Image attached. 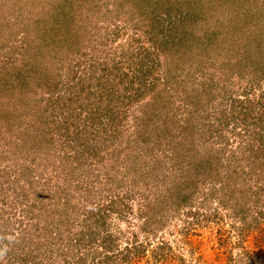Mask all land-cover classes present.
<instances>
[{
	"label": "rangeland",
	"instance_id": "374dc122",
	"mask_svg": "<svg viewBox=\"0 0 264 264\" xmlns=\"http://www.w3.org/2000/svg\"><path fill=\"white\" fill-rule=\"evenodd\" d=\"M253 1L175 0V3H171L170 0H22L18 4L19 0H0V66L29 57L26 46H34L36 38L31 37L27 43L22 42L21 32L25 28L23 20L25 24L28 23L29 29L27 17L32 10L37 14L45 11L67 13L72 10L81 14L77 20L84 36L80 40L79 52L67 54L54 47L55 52L48 56L52 58V65L58 73L63 96L76 94L78 88L89 81L88 77H82L87 76L86 70L93 67L92 70L99 75L103 67L119 62L123 65L117 68L128 75L120 85L128 88L130 68L125 60L126 55L121 52H130L132 37L139 36V46L148 48L152 53L150 57L159 63V70L154 75L159 76L166 68L171 70L167 72V80L159 81L153 91L142 86L147 93L146 100L160 92L155 102L156 107H162L157 113L158 117L161 116L159 120L153 117L154 121L150 125L141 126L139 133L135 131L131 134L130 117L139 113L141 104L138 102L137 106H133L131 113L130 107H126V117L122 121L124 125L121 126L123 133L117 141L121 144L100 142L99 138H94L86 145L89 150L77 148V144L87 138L83 137L85 133L78 134L76 137L79 142H75L74 136L80 122L76 124L73 120L68 121V130L55 131L56 135L49 141L51 143L48 142L50 137L45 135L44 117L49 116L58 125L60 118L56 117L57 110L43 108L47 95L36 89L39 86L37 81L31 82L34 90L29 93L24 110L14 118L17 127L22 120L21 127L14 126L6 130V140L0 137V173L6 175L0 174V185L11 189L8 190L11 195L5 199L7 206L0 207V264H72V257L67 254L68 234L64 232V221L59 222L60 219L64 220L65 210L59 204L65 205L68 201L70 206L67 210L72 211L71 218L77 224L94 205L108 201L107 195L116 196L119 200L120 196H124L122 203L126 205L118 206L120 213L113 212L106 218V230L100 234L99 241L104 238L105 246L113 241L121 249L126 244L130 247L143 245L144 253L140 257L133 256L130 264H264V185L261 180L264 179V172L248 174L251 169L248 168L247 157L243 164L244 170L241 169L243 172L238 177L240 183L246 178L247 185L243 187L246 190L250 187L260 200V203H253L248 201L250 191L249 194L238 193V190L244 189L240 184L234 186L236 192L232 195L233 183L221 189V181L213 184L210 179L201 182L200 178L198 182L190 172L193 167L188 163L195 162L196 156L192 158L187 155L184 160L180 157L189 151L188 145L190 148L195 147L199 157L206 155V151L222 156L224 165L226 157L220 150V140L226 139L232 150H235L237 144L232 141V133L230 135L233 126L237 125L246 139L247 134V138L253 135L258 120H263L257 111L260 108L257 101L264 99V78L257 81L255 91L246 96L248 107H244V114L247 116L242 115L238 121H231L225 127L228 119L217 118L216 115L223 105L229 113L232 109L231 100L220 104L222 86L234 101L238 95H242L240 92L250 81L247 76L237 78L235 75L223 80L219 77L239 58L236 52L238 40L243 38V30L237 12L245 6V11L253 13L251 9H257L259 1L262 3L264 0ZM165 12L172 18L176 17L180 30H189L186 26L194 30V40L203 41L202 45L206 43V38H215L214 46L201 49L204 52L199 49L192 51L175 61L173 52L165 58L160 54L155 55V48L148 41L150 37L143 27L146 22L143 14ZM263 12L259 15H263ZM14 14L19 15L17 20L13 18ZM249 17L243 16L245 22H251ZM252 26L249 25L246 30L253 32ZM204 35L205 40L202 37ZM133 47L139 48L136 43ZM231 48L236 49V52L230 51ZM58 58H62V61L56 62ZM189 70L195 73L191 76ZM256 70L264 72L260 67L249 69L255 73ZM135 74L139 75L140 72L136 71ZM79 76L82 77L81 82ZM174 78L176 81L183 80L175 86ZM209 79L210 83L202 86ZM123 86L118 89L126 98L130 92L125 93ZM68 87L70 90L67 93ZM184 87L187 93L195 95L207 89L210 96L216 99L206 104L203 102V109H199V115L196 116L193 108L187 105L189 100L187 103L181 100ZM239 98L242 100L245 97ZM168 99H172L171 103H167ZM39 100L40 105L37 102ZM14 107L12 105L8 109ZM232 107L238 112V108ZM32 122L37 124L35 128L31 127ZM218 128L223 130L219 137L215 132ZM150 131L160 135L158 145L154 148L152 143L157 137ZM149 134L154 137L148 141L151 144H141L144 147H139L137 143L143 142V138ZM175 145L176 148L182 146L174 150ZM28 175L33 179L29 180ZM220 175L225 179L231 174L222 168ZM231 180H234L233 176ZM58 187L62 193H56ZM35 194L44 197L45 210L28 212L26 204ZM254 194H251L252 198ZM55 203L58 206H54ZM58 229H61V241L54 237ZM116 256L117 259L122 258L119 253L111 257Z\"/></svg>",
	"mask_w": 264,
	"mask_h": 264
},
{
	"label": "trees",
	"instance_id": "16d2710c",
	"mask_svg": "<svg viewBox=\"0 0 264 264\" xmlns=\"http://www.w3.org/2000/svg\"><path fill=\"white\" fill-rule=\"evenodd\" d=\"M255 1L258 0H254L253 2ZM170 2L175 3V0H170ZM21 3L22 0H19L18 4ZM263 3L264 1L262 3L259 1L260 5L257 6V9H251L253 13H249V10L245 11V6L244 9L240 8L237 12L238 18H240L241 21L240 26L243 30L241 35H243V38L238 40L237 52L236 49L231 48L229 50L234 53H238L239 58L230 64V68L227 69V71L224 72L223 76H220L219 79L223 80L236 75L237 78L240 76L250 77V81L240 92L242 95H238L237 99L234 101L230 99V96L227 94V91H225L224 86H222L221 91L223 90V97L221 96L220 104L223 105L224 101L227 103L231 100L230 106L232 108L229 113L223 105L220 111L216 114L217 118L228 119L226 120V122L228 121L227 123L224 122L225 127H227V124L231 121H238L240 116H247V114H244L246 113L245 108L248 107L246 105V96H248L253 90L255 91V85L258 83L257 81L264 78V72H259L258 70H256V73L255 71H249V69L255 67L256 69L257 67L264 69V14L259 15V13L264 11ZM20 14H22L21 10ZM80 15L81 14L76 12V10H72L67 13L45 11L40 12V14H37L36 11L32 10L31 15L27 17L29 21V29L27 28L28 23L25 24L23 20L25 28H23V32H21L22 42H26L28 38L34 37L36 38V44H34V46L27 44L26 51L28 52L29 57H24L21 60L15 59L12 63H8V65L0 66V137L2 140H6V130H10V128H13L14 126L17 127L14 122V118L19 116L21 111L24 110L29 93L34 90L31 87V82L33 80L39 83V86L36 87V89H40L43 94L47 95V98H45L44 101V105L46 106H43V108H45V110H49V108L51 110H57L56 117L60 118L58 125V123L54 122V120L49 116L44 117L43 123L45 126H43L46 130L45 135L50 137L48 142L51 141L54 135H56L55 131L59 132L60 130H68L67 123L69 120H73L76 124L80 122L78 123L79 129L75 132V142H79L76 137L78 134L82 135L85 133L83 137L87 138H84L86 141L78 143L77 148L81 147L83 149L85 147L86 150H89L86 145L91 142L90 139L94 138H99L100 142L112 141L115 145H119L121 142L117 141L121 137L120 134L123 133V131H121V126L124 125L122 121L124 122V118L126 117V107H130L131 113L132 107L137 106L138 102L141 104L139 113L130 117L131 134L135 131L139 133L141 131V126L144 127V125H150L151 121L153 122L155 119H160L161 116L158 117L157 113L162 107L155 106V102H157L160 92H156L149 100H146L147 93L144 92L142 86L144 85V87H148L149 91H153L154 85H157L159 81L167 80V72H171V70L166 68L165 72H161L159 76L154 75V73L159 70V63L157 64L154 57H150L152 53L149 52L148 48H144L142 45L139 46V36L132 37V40L130 41V52L129 50H122L121 52L122 55H126L125 60L129 64L130 68V82L127 83L128 88L120 85L124 82V79L128 78V75L124 72H120L117 68V66L121 67L120 64L123 65V63L119 62L118 64L113 63L111 66L103 67L102 74L99 75H97L96 72L92 70L94 68L91 67L86 70L87 76H82L83 78L88 77L89 81L83 83L78 88V91H76V94L71 93L66 96L61 94L62 90L59 87L60 81L57 79L59 78L58 73L52 65V58L48 56L55 52L54 47L63 50L62 52L67 54H72L75 51V54L79 52L80 40H82L84 36L83 30L78 24ZM143 15L144 20H146L143 27L146 29L145 31L150 37V39L148 38V41H151V44L155 48V50H153L155 55L160 54L165 58L168 53L173 52L175 54V59L173 60L175 61L183 55H189L192 51L195 52L199 49L200 52H204V50L201 51V49H209L214 46L216 40L215 38H206V43L202 45L203 41L197 42V40H194V30L190 29L189 26H186L189 30H184V28H181L180 30L178 20L176 17L172 18L168 12ZM248 15L252 17H249L251 22H245L243 18V16L245 17ZM18 17V14H14L13 16L15 20H17ZM56 21H58V23L53 28ZM249 25H253V32H248V29L246 30V27ZM202 37L205 40V35ZM8 40L9 39H7L6 42L4 41L5 44H7ZM134 43H136L139 48L135 49L133 47ZM230 53L232 54V52ZM144 55L147 56V58ZM56 60V62H61L62 58H58ZM16 63L19 64L15 65ZM136 71L140 72V74H135ZM193 73H195V71H188V74L191 76ZM138 76H140V78ZM82 77L79 76L81 79L80 82L82 81ZM182 80L183 78L179 81H176L175 79V86H178L179 83L181 84ZM205 83H210V79L205 80L202 83V86H204ZM134 85L136 88H134ZM120 86H123L122 88H124L125 93L130 92L126 98L123 93L120 92V89H118ZM208 86H210V84ZM262 86V92L264 93V83ZM67 89L68 90L66 92L68 93L70 87ZM182 91V94L184 95L181 96V100L186 103L189 100L187 105L193 108L192 111L196 113V116L199 115V109H203V102L206 104L216 99V97L210 96L211 93L207 89L202 90L204 94L199 93L198 95L191 92L187 93L185 87ZM207 96L209 97L206 98ZM240 96H244L245 98L240 100ZM42 100H44V96ZM125 101L126 105H124ZM171 101L172 99H168L167 103H171ZM37 102L39 105L41 104V100ZM257 102L260 104V108L257 111L260 112L263 120H258V126H255L253 135L247 138V134L245 139L240 129L237 128V125H234V128L230 130V135L232 133L231 136L234 137L232 141H235L237 144L236 149L232 150L233 148L230 147L226 139L220 140V143H222V148L220 150L225 153L224 155L226 157L224 165H222V156H218L211 151H206V155L199 157V153L194 149L195 147L190 148L187 145V149L189 151L181 154L180 157L184 160L187 155H191L192 158L193 155L196 156L197 159L195 162L191 163L188 161V163L191 167H193L190 172L196 176L198 182V179L200 178L201 182H204L205 179H210L213 184L221 181L219 183L221 189L233 183L232 195H234L236 192L234 187L235 185L240 184L242 187L247 185L246 178L242 183L238 180L240 172H243L244 170L243 164L247 157L249 158L248 168L251 169L248 174L264 172V110H262L264 107V99H259ZM12 105H15V107L9 110L8 107ZM232 106H234V108H238V112H235ZM225 111L227 115L225 114ZM59 114L61 115L59 116ZM153 117H155L154 120ZM22 123V120L18 123L19 127H21L20 124L22 125ZM34 123L37 122L34 120ZM34 123L32 122V125L30 123V125L35 128L37 124ZM41 129L43 128L41 127ZM184 129H186V127H184ZM215 132L219 137L223 130L218 128ZM151 133H154L157 137L154 143H152V147L154 148L158 145L157 141L160 135L158 132L156 134L155 131ZM152 139H154V137L149 134L146 138H143V142L139 141L137 145L139 147L142 146L141 144L150 145L151 143L148 141ZM232 141L229 142L231 143ZM181 146L182 145L176 148L175 145L173 149L177 150L178 148H181ZM222 168H225V170H227L231 175H228L225 179H223L220 175V170ZM242 168L243 170H241ZM1 173L5 175L3 172ZM232 176L234 177V180H231ZM28 177L29 180L33 179L32 176L28 175ZM261 180L263 181L262 185H264V179ZM249 188L250 187H248L247 190L245 188L243 190L240 189L238 190V193L249 194L251 192ZM4 189V186L0 185V207L2 208L7 206L5 199L11 195V192L10 195L8 192L10 188H8V190L5 189V191ZM56 193H62L61 188L58 187ZM251 194H254V191L251 192ZM251 194L247 196L250 198L248 201L260 203V200L255 197V194L253 195L254 198H252ZM115 197L116 196L107 195L108 201L94 205L89 209V211H86V215L83 220H80L77 224H75L76 220L71 218L72 215L70 213L72 211L68 212L67 210L70 206L67 204L68 201L65 205L59 204L65 210V218L64 220L60 219L59 222L62 223V221H64V232L65 234H68L66 238L68 240L69 252H67V254L71 255L73 260L72 264H130L133 256L140 257V254L144 253L145 249L143 245L135 244L130 247L126 244V246L121 249V247L117 246L113 241L108 240L109 244L107 246H105L103 242L104 238H102V241H99L100 234L106 230V218H108V216H110L113 212L120 213L121 210H118V206L123 207L126 205L122 203L124 196H120V200ZM60 200L61 199H59V201ZM43 201L44 197H41L39 194H35L32 200L26 204V209H28V212H34L37 209L45 210V203ZM54 206H58V204L55 203ZM54 211H56V208H54ZM243 212L246 213L245 211ZM60 233L61 229L56 230V235L58 234V236L54 235L55 239L61 238ZM76 248H78L77 251ZM102 249H104V251H102ZM79 250L83 251L81 252L82 254L79 253ZM73 252H75V254ZM114 253L121 254L122 258L117 259V256L116 258L111 257L114 256Z\"/></svg>",
	"mask_w": 264,
	"mask_h": 264
}]
</instances>
